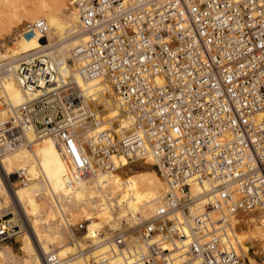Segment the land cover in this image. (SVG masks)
I'll use <instances>...</instances> for the list:
<instances>
[{
    "label": "built area",
    "instance_id": "2783aa9c",
    "mask_svg": "<svg viewBox=\"0 0 264 264\" xmlns=\"http://www.w3.org/2000/svg\"><path fill=\"white\" fill-rule=\"evenodd\" d=\"M70 4L87 35L73 48L76 70L86 80L109 81L134 116L132 128L86 136L102 123L95 95L60 78L50 55H10L0 41V81L15 77L25 93L0 121V152L29 145L28 130L52 137L68 167L69 195L96 174L115 171L119 155L152 156L167 189L147 215L128 217L115 211L110 186L97 184L104 200L96 204L107 202L111 218L73 222L64 211L75 250L62 256L37 242L43 264H264V254L245 252L232 225L234 216L264 208V0ZM50 33L44 18L15 31L42 41ZM13 174L28 183L24 169ZM192 184L198 195H191ZM199 198L204 211L193 214ZM20 230L2 217L0 243Z\"/></svg>",
    "mask_w": 264,
    "mask_h": 264
},
{
    "label": "bare ground",
    "instance_id": "6f19581e",
    "mask_svg": "<svg viewBox=\"0 0 264 264\" xmlns=\"http://www.w3.org/2000/svg\"><path fill=\"white\" fill-rule=\"evenodd\" d=\"M17 1L0 0L8 8L0 15V38L8 39L7 50L10 55L31 51L46 53L51 56L50 62L60 78H71L81 89L95 95V107L98 108L102 123L89 127L85 131L86 136L110 127L117 132L131 129L134 116L120 102L109 81L103 77L86 80L76 70L73 48L87 35L80 26L70 0H25L19 10L12 7ZM40 18H44L51 28L49 40L42 41L34 35H13L26 22ZM1 97L8 105L2 106L0 101V121L10 117L25 100V93L15 77L0 81ZM27 139L29 145L5 154L0 152V217L5 206L12 205V213L18 214L15 208H19L29 226L19 237V253L11 245L0 248V264H43L37 242H41L45 251L52 247L58 248L62 256L74 251V246L68 242V223L64 211L73 220L96 217L105 222L111 218L113 211L107 202L101 207L96 204L98 197L104 200V194L95 189L97 184L106 183L110 186V194L117 199L114 201L118 205L115 211L120 216L128 217L137 212L147 215L160 202L167 189L165 178L152 156L144 160H130L119 155L115 158V171L96 174L69 195L64 181L68 167L54 139L50 136L38 138L32 130L27 131ZM121 161L138 164L127 169ZM20 169H24L29 177L28 183L21 184L23 186L9 180ZM200 191L198 185L192 184L191 195H198ZM205 202L203 198L197 199L192 213H202ZM256 210L258 217L249 216L250 212L244 216L239 214L232 218V225L235 228L233 233L242 247L243 233L240 232L245 231L261 255L264 254V208ZM103 250L101 248L97 252Z\"/></svg>",
    "mask_w": 264,
    "mask_h": 264
},
{
    "label": "rangeland",
    "instance_id": "374dc122",
    "mask_svg": "<svg viewBox=\"0 0 264 264\" xmlns=\"http://www.w3.org/2000/svg\"><path fill=\"white\" fill-rule=\"evenodd\" d=\"M24 1L25 0H18L12 7L18 8L17 10L21 9L23 7V5H24ZM6 9H8V8H6L5 5L2 2H0V15H1L2 12H4V10L6 11ZM13 35H15V33ZM0 39H2V38H0ZM0 41L6 42L7 43L6 46H8V43H9L8 42V39H2ZM121 162H122V165L124 167H127V169L128 168H133L135 165L138 164V163L137 164H134V161H130V162H123V161H121ZM123 163H126V165H124ZM155 168L157 169V166H155ZM11 172H13V171H11ZM11 182H16L18 186H23L19 182L17 174H12L11 175ZM12 208H13L12 205L11 206L9 205V207H6L5 206V209L2 211V215H3L2 217H3V219L14 218V221L17 222L20 225L21 230L12 239H10L8 241L1 242L0 243V248H3L5 245H11L14 248L15 252L16 253H19V248H18L19 247V243L18 242L20 240L19 237H20V235L23 234L24 231H27V227H29V226H28V223H27L26 218L23 217V214L19 211V208H17V207L15 208L18 211V214H16V215L14 213H12ZM244 214L245 213H241L240 215L241 216L242 215L244 216ZM249 216L258 217V211L257 210L251 211L249 213ZM2 217H0V219ZM75 220H73V222ZM240 233L241 234L243 233L241 236H242V242H243V245H244L243 248H244L245 252H247L249 250H252L254 252L256 251V253H257V248H254L253 247V239L251 238V236H249L248 233H246L245 231L244 232H240ZM257 255H260V254L257 253L256 256ZM247 257H249V256H247ZM249 261H253V256L252 257L251 256L249 257Z\"/></svg>",
    "mask_w": 264,
    "mask_h": 264
}]
</instances>
